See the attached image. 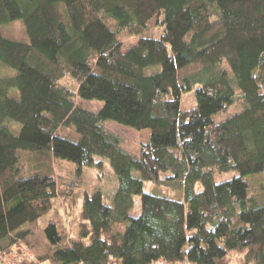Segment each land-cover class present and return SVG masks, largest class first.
I'll list each match as a JSON object with an SVG mask.
<instances>
[{
	"label": "trees",
	"instance_id": "16d2710c",
	"mask_svg": "<svg viewBox=\"0 0 264 264\" xmlns=\"http://www.w3.org/2000/svg\"><path fill=\"white\" fill-rule=\"evenodd\" d=\"M18 19L27 41L0 31L14 71L0 74L1 251L53 213L31 264H264V190L246 180L264 173V0H0V26ZM151 22L160 35L143 34ZM123 35L138 40L124 50ZM109 122L149 139L132 153Z\"/></svg>",
	"mask_w": 264,
	"mask_h": 264
},
{
	"label": "rangeland",
	"instance_id": "374dc122",
	"mask_svg": "<svg viewBox=\"0 0 264 264\" xmlns=\"http://www.w3.org/2000/svg\"><path fill=\"white\" fill-rule=\"evenodd\" d=\"M0 31L8 38L12 40H18V41H27L28 37L25 31L24 24L22 20H14L8 25H2L0 26ZM144 35H154L158 36L160 35V29L151 22L147 29L143 32ZM121 40L123 43V49L126 50L129 46L135 44L138 40L137 36L134 35H123L121 36ZM14 71L6 66H3L0 64V74H12ZM68 84L70 87L74 89V81H69ZM77 102H81L84 106L91 110H98L102 107L103 102L100 100H82L80 97H77ZM194 101L191 94L184 95L183 97V108H190L194 105ZM242 109V105L236 104L232 106L226 113L223 114L222 118L237 112ZM107 128L115 133L118 134L122 140H123V146L125 149L132 153H138L140 144L142 142H145L149 139L150 131L149 130H137L131 127H127L121 124H117L115 122H109L107 123ZM63 133H66V131H62ZM73 136L74 134L71 133ZM28 158V157H27ZM105 176L104 179L101 181V185L105 191V193H110L112 190L113 185V171L109 164L105 165ZM76 175H81V170L78 169L76 171ZM236 173L234 171L229 172H222V173H215L214 177L216 181H224L227 179L232 178ZM94 177V175L92 174ZM248 183L257 191L264 190V173L257 174L253 176H249L246 178ZM144 190L147 192H151L157 195H167L172 196L176 198H182L183 192L182 190L176 188L172 185H157L151 181H145L144 182ZM133 207L130 210L131 216H138L141 213V196L135 195L133 197ZM61 214H63V220L66 223L69 228H73L75 225L76 217L78 208L71 204L70 201H59L56 206ZM53 213H50L45 218H43L40 222L34 223L29 225V230L31 233L27 237L25 241V246L27 247V250L24 249L26 252L29 253L32 256H35L36 258L39 256H42L44 254H47L50 252V247L47 239L45 238V235L42 231V226L46 222V219L50 217V215ZM125 226L121 225L115 227V231L122 230L124 231ZM232 261H235V259L238 257L237 254H230L228 256ZM0 264H4V262L0 258ZM37 264H51L49 261H42L38 262ZM151 264H159L158 262H153ZM165 264V263H164Z\"/></svg>",
	"mask_w": 264,
	"mask_h": 264
},
{
	"label": "built area",
	"instance_id": "2783aa9c",
	"mask_svg": "<svg viewBox=\"0 0 264 264\" xmlns=\"http://www.w3.org/2000/svg\"><path fill=\"white\" fill-rule=\"evenodd\" d=\"M27 247L25 246V241H19L14 244L8 250H0V258L4 264H31L36 260L35 256L25 253ZM159 264H164L162 260L158 262ZM177 264H190L189 262L177 263Z\"/></svg>",
	"mask_w": 264,
	"mask_h": 264
}]
</instances>
